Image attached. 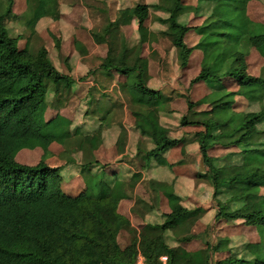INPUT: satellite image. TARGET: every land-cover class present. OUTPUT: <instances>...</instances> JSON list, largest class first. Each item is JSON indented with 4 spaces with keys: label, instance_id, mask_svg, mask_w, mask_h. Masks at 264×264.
Masks as SVG:
<instances>
[{
    "label": "trees",
    "instance_id": "16d2710c",
    "mask_svg": "<svg viewBox=\"0 0 264 264\" xmlns=\"http://www.w3.org/2000/svg\"><path fill=\"white\" fill-rule=\"evenodd\" d=\"M15 1H0V264H136L138 255L147 264H163V257L168 258L167 264H264V71L260 77L251 76L247 63L252 48L264 58V22L249 18L248 5L253 0H198L197 7L187 6L184 0L136 2L133 8L121 10L116 21L109 18L108 10L101 11L108 16L106 28L92 33L96 43L110 48L101 73L126 78L120 88L129 95L136 130L150 147L138 149L143 169H171L169 151L184 152L187 143L198 144L206 170L194 183L212 187L217 219L257 228L259 243L246 244L216 263L214 253L229 249L225 247L228 241L216 246L208 243L206 250L191 253L169 239V233L181 234L207 212L185 204L177 178L148 182L156 196L162 194L168 200L171 212L160 216L163 221L144 225L140 233L132 225L128 208L133 204L132 192L145 180L144 172L110 173V167L94 158L104 143V132L118 125L114 116L124 106L120 100L100 102L92 112L90 116L99 123L93 135L74 131L73 122L62 115L47 120L50 84L70 90L75 79L55 67L45 47L33 51L32 38L39 35L44 20L60 21L63 8L60 0H28L27 11L17 16ZM91 1L107 5L106 0ZM190 12L206 17L202 26L190 28L181 21ZM9 20H20L30 33L25 48L20 47L24 36L11 35ZM133 20L138 21V41L131 45L120 27ZM149 20L158 23L160 30L148 28ZM190 31L201 36L194 48L185 42ZM159 35L170 40L181 69L189 66L193 51L202 55L200 74L191 85L205 83L211 93L197 103L188 99L189 114L181 119V126L202 128L192 143L174 137L162 123L163 115L173 114H165L171 99L150 86L149 61L143 53ZM61 43L56 42L59 50ZM75 45L77 51L86 53L82 43ZM232 85L237 91L230 90ZM237 97L260 103L261 110L237 112ZM203 105L209 110H195ZM119 127L116 146L123 152L128 133L122 124ZM76 137L79 151L85 153L89 147L92 161L77 166L85 187L73 195L63 189L62 169L51 168L46 159L52 144L67 146ZM218 146L239 152L212 157L209 152ZM36 148L45 153L37 166L16 160L22 149ZM141 202L146 206L142 219L159 214L156 206ZM123 230L134 234L125 249L118 241ZM195 236L173 240L190 243Z\"/></svg>",
    "mask_w": 264,
    "mask_h": 264
},
{
    "label": "rangeland",
    "instance_id": "374dc122",
    "mask_svg": "<svg viewBox=\"0 0 264 264\" xmlns=\"http://www.w3.org/2000/svg\"><path fill=\"white\" fill-rule=\"evenodd\" d=\"M27 1H15V15L21 16L27 11ZM189 1L193 3L196 0H187V2ZM138 2L153 3L155 0H141ZM81 3L87 8V12L82 17L81 15L72 17V19L75 18L78 20V24H75L76 27L69 24V22L66 23L63 21V15ZM60 4L63 8L61 20L56 22L49 19L44 20L39 26V35L32 38L33 51H37L40 47H45L50 52L55 67L62 74L75 79V84L70 90L63 86L57 88L50 84L48 96L50 107L46 114L47 120L57 115H62L73 122L74 131L79 129L86 134L93 135L96 129H98L99 123L97 117L93 119L94 116L90 115H93L92 112L96 110L99 103L101 102L103 104L108 99H113V101L120 100L124 104L123 107H120L116 111L114 116L115 124L118 125H114L113 128L104 132V143L96 151L94 158L110 167V173L117 169L120 164H125L126 170L129 167L133 169L131 170L132 172H144L145 180L132 192L133 204L128 208L129 212L135 215V220L131 219L132 225L140 233L144 225L150 222L161 223L163 218L160 216L170 212L167 198L162 194L156 196L148 184L149 180L154 178L164 180L170 178L171 175L173 178V174L170 173V169L165 168L155 167L148 172L143 169L145 163L137 153L139 150L146 151L150 147L147 144V140L140 139V134L136 130L135 118L130 109L129 95L123 90H119L121 84L126 82V78L115 74L112 79H109L100 71L104 59L109 55L110 48L106 44H104L105 48H101L103 43H96L97 46H94L91 43L90 35L93 32L101 33L106 28L108 16L102 14L101 11H107V5H101L96 1L93 3L91 0H60ZM248 16L255 23L264 22V0H253L250 2L248 5ZM115 17L118 18V15H114L113 13L112 15L109 14V18L115 19ZM69 18L71 17H67L68 21ZM188 21L189 18L186 19L187 23ZM149 23L152 30H160L161 26L158 23L152 22L151 20H149ZM57 24L61 28L59 27L58 29ZM6 25L12 36L16 37L21 35L25 37L20 43V47L22 49L25 48L27 45L26 37L30 33L26 30L24 23L20 20H9ZM76 29H81L82 36L88 38L90 51L85 47V54L77 51L75 42L78 41L83 46L84 43L79 41V34L76 35ZM136 37H138V31L136 32ZM192 38H189L190 44ZM57 40L62 42L60 50L56 46ZM128 40L132 43L136 42L135 38L133 39L132 37ZM196 52L200 56L194 54L190 59L188 68L181 69L170 40L159 35L157 41L146 45L143 53V57L149 61L150 86L161 90L166 98L171 99L168 104V112L165 114H170V111L173 114L163 115L162 123L169 127L174 137H185L186 142L190 143L193 141L194 134L201 131L202 128L181 126V119L189 114L188 99L197 103L211 93V89L204 83L191 85L192 81L198 77L197 75L201 71L202 55L199 51ZM247 63L249 65L248 72L251 76L260 77L262 75L264 71V58L254 48L250 50ZM230 90H237V87L232 85ZM103 95H107L108 98H105ZM236 101L238 105L235 110L238 112H259L261 110L260 103L250 104L246 99L241 97L236 98ZM173 107L177 110L173 109ZM209 108V106L203 105L197 107L195 110L203 111ZM127 118H132L133 120H127ZM119 123L124 126L128 133V140L123 152H120L116 146L120 128ZM261 129H264V124L261 126ZM78 139V137L74 138L67 146L58 143L52 144L50 147V155L46 159V163L51 168L62 169V175L64 176L63 189L73 195L79 194L85 187L84 178L80 175L78 167L92 161V154L89 155L90 152L88 151L89 147L86 148L87 151L85 153L79 151ZM186 145L187 148L182 153L178 149L172 150L175 160H181L183 158L180 163L177 162L175 165L178 171L174 173L177 175L179 171L185 170L187 168L185 165L190 163L195 165L196 170L200 171V168L206 170L202 155L197 153L199 152V145L189 143ZM231 152H239V150L236 148L227 150L222 147H215L209 154L212 157H224ZM44 157L45 153L41 148L22 149L17 154L16 160L24 165L37 166L44 160ZM189 171L185 170L183 172ZM132 174H129V176ZM175 178L178 179L177 187L185 196V204L189 208L198 209L205 207L212 211H207L194 224L189 223L185 227L186 229L181 230V234H179V231L176 234L175 232L169 233L168 235L169 239H172L170 240L172 245L182 246L188 252L194 253L206 250L208 243L216 246L221 241H228L224 244L229 249L214 253L213 262L216 263L217 261L228 258L237 249L242 248L246 244H257L260 242L261 238L257 228L249 227L242 221L228 222L224 219H217V203L214 197L212 198L213 189L208 183H194L189 178L179 175ZM194 185L196 188L193 189ZM262 194H264V189H262ZM141 200H144L152 206H156L159 209V214H152L146 220L142 219L140 215L144 214L146 206ZM192 234L196 236L190 243L179 244L174 242V240H179L182 237H191ZM133 237V233L123 230L118 239L121 247L125 249L130 246L133 242ZM141 256L138 255L136 264L142 263L143 259Z\"/></svg>",
    "mask_w": 264,
    "mask_h": 264
},
{
    "label": "crops",
    "instance_id": "0c3cea01",
    "mask_svg": "<svg viewBox=\"0 0 264 264\" xmlns=\"http://www.w3.org/2000/svg\"><path fill=\"white\" fill-rule=\"evenodd\" d=\"M100 1H103V0H100ZM105 1V0H104ZM138 1H141V0H106V2H107V9H108V11H109V14L110 15H112V13L114 14V15H118L119 14V12L121 11V10H127V9H131V8H133L134 6H135V3L136 2H138ZM184 1H186L185 2V4L187 5V6H191V7H197V3H198V0H196L195 2H187V0H184ZM252 2V1H251ZM144 3H148V2H144ZM87 12V8L83 5V3H81V4H77L72 10H70V11H68L67 13H65L64 15H63V21H65L66 23H68L69 22V24H71L72 26H74V27H76L75 26V24L77 23L78 24V20H76L75 18H73L72 19V17H74V16H78V15H81V17L85 14ZM67 17H71V18H69V21L67 20ZM189 18V21H188V23L186 22V19H188ZM72 19V20H71ZM116 19H117V17H115V19L114 18H111V20L112 21H116ZM67 20V21H66ZM205 20H206V17H198L194 12H190V13H188L187 15H184L183 17H182V20L181 21H185V23L187 24V26L188 27H190V28H196V27H200V26H202L203 25V23L205 22ZM151 23V22H150ZM150 23L149 22H147V27L148 28H151V26H150ZM57 26H58V29H59V24H57ZM61 28V27H60ZM120 31L123 33V35H124V37L128 40L130 37H132L133 39L135 38V43H137V41H138V37H136V32L138 31V21L137 20H133L132 22H131V24H129V25H122L121 27H120ZM82 30L81 29H76V35L77 34H79L78 35V37H79V41H81V42H83L84 43V46L85 47H87V50H89L90 51V49H89V43H88V38L86 37V36H82ZM190 37H193L192 38V42H191V44L189 43V41H190ZM90 39L92 40V44L95 46H97V44H96V42H95V40L93 39V36H92V34L90 35ZM200 39H201V36L199 35V34H197L195 31H190L188 34H187V36H186V38H185V42H186V44L188 45V47L189 48H194L198 43H199V41H200ZM86 40V41H85ZM129 41V40H128ZM131 45H134L135 43H132V42H129ZM105 44V43H104ZM104 44H102L101 45V48H105L104 46ZM106 45H108V44H106ZM148 45V44H147ZM99 46V45H98ZM255 49V48H254ZM256 51H257V49H255ZM107 51H108V49H107ZM258 52V51H257ZM259 53V52H258ZM194 54H198L196 51L195 52H193L192 54H191V56H190V59H191V57L194 55ZM199 55V54H198ZM200 56V55H199ZM107 58V57H106ZM105 58V59H106ZM189 65H190V61H189ZM188 68V67H187ZM186 69V68H185ZM150 74V73H149ZM114 75L115 74H113V76H107L106 74L104 75L105 77H107V78H109V79H112L113 77H114ZM118 75V74H117ZM198 76V75H197ZM121 77V76H120ZM201 84V83H200ZM205 84V83H204ZM236 87V86H235ZM151 88H153V89H155V90H159V89H157V88H154V87H151ZM210 89V88H209ZM119 90H121V88H119ZM231 91H233V90H231ZM235 91H237V90H234L233 92H235ZM209 95V94H208ZM207 95V96H208ZM206 97V96H205ZM204 97V98H205ZM238 98V97H237ZM241 98H243V97H241ZM245 99V98H244ZM202 100V99H201ZM175 104V103H174ZM237 105H238V102L236 101V104H235V109L237 108ZM208 106V105H207ZM173 109H176L175 107H173ZM177 110V109H176ZM209 110V109H208ZM203 111H206V110H203ZM238 112V111H237ZM243 112V111H242ZM127 120H133L132 118H127ZM140 139H141V136H140ZM219 147V146H218ZM199 148V152H197L199 155L201 154V152H200V147H198ZM176 153V152H175ZM180 153H182L181 151H180ZM175 156H174V153H172V150L171 151H169L168 152V154H167V160H168V162H169V164H171L173 167L170 169V173L171 174H173V178H172V175H171V177L170 178H168L170 181H172L176 176H182V177H185V178H189V180H191L192 182H194V181H196L195 179H196V176L200 173H204V169H202V168H200V171L199 170H196L195 169V165L194 164H192V163H190V164H187V165H185V167H187V168H185V170L186 171H188V170H190V171H192V172H183V171H185V170H183V171H179V173L176 175L174 172L175 171H178L177 169V167L175 166L176 164H177V162L178 163H180V161L183 159H181V160H175V158H174ZM126 167V165L125 164H123V165H118V167H117V169H115V170H113L114 172H117V171H123V169H126L125 168ZM127 170H133V169H131V168H129L128 167V169ZM183 175H188V176H183ZM192 175V176H191ZM194 188H196V186L194 185L193 186V189ZM264 195V194H263ZM170 208V207H169ZM203 209H205V210H207V211H212V210H210L209 208H205V207H203ZM170 212H171V210H170ZM169 212V213H170ZM130 215H131V219L132 220H135V215L133 214V213H130ZM137 217V216H136ZM119 241V240H118ZM120 244V243H119ZM120 246H121V244H120Z\"/></svg>",
    "mask_w": 264,
    "mask_h": 264
},
{
    "label": "built area",
    "instance_id": "2783aa9c",
    "mask_svg": "<svg viewBox=\"0 0 264 264\" xmlns=\"http://www.w3.org/2000/svg\"><path fill=\"white\" fill-rule=\"evenodd\" d=\"M141 258L143 259V261H142V263L140 262V264H147L145 258H144L143 256H141ZM161 262H162L163 264H167V262H168V258H167V257H163V258H161ZM138 264H139V263H138Z\"/></svg>",
    "mask_w": 264,
    "mask_h": 264
}]
</instances>
